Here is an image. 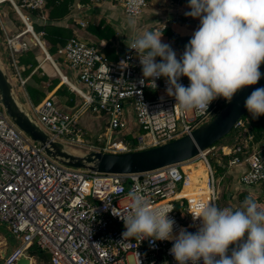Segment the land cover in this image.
<instances>
[{
  "label": "built area",
  "instance_id": "obj_1",
  "mask_svg": "<svg viewBox=\"0 0 264 264\" xmlns=\"http://www.w3.org/2000/svg\"><path fill=\"white\" fill-rule=\"evenodd\" d=\"M86 1L120 5L129 18L140 16L148 7V0H139L138 14L133 17L130 0ZM7 2L25 24L17 35L5 37L15 75L23 86L16 55L30 44L19 39L29 34L30 43L40 45L37 36L42 33L36 36L28 25L29 18L21 13L44 15L47 0H0V4ZM79 25L86 26L83 22ZM165 29L166 25H161L151 31ZM128 46L114 60L107 59L101 47L76 37L57 49V56L76 73L79 87H69L81 99L82 107L76 113H68L58 109L51 99L30 106L32 118L53 141L82 145L85 132L78 119L81 113L89 111L106 118L107 132L103 145L90 146V150L126 153L150 149L190 135L226 102L223 98L214 100L203 114L175 107L177 101L166 93V78L157 79L156 88L147 81L140 83L142 67L137 53ZM156 60L159 62L160 58ZM261 68L264 71V64ZM180 82L189 85L188 80ZM234 128L237 143L227 151V164L231 167L245 162L240 183L257 185L264 193V144L250 151L247 121L240 120ZM242 134L248 141L240 142ZM113 136L119 141L113 142ZM214 150L210 147L193 159L146 173L100 174L73 169L48 158L11 122L0 104V224L17 242V247L0 264H16L32 250L47 252L50 264H176L170 254L173 241L151 243L148 239L123 238L125 227L117 215L129 210V193L136 191L154 208L173 209L168 215L176 222L174 235L181 228L196 232L200 221H194L192 214L197 204L217 205L215 172L205 158ZM198 163L205 169V193L183 196L185 167L196 168Z\"/></svg>",
  "mask_w": 264,
  "mask_h": 264
},
{
  "label": "clouds",
  "instance_id": "obj_2",
  "mask_svg": "<svg viewBox=\"0 0 264 264\" xmlns=\"http://www.w3.org/2000/svg\"><path fill=\"white\" fill-rule=\"evenodd\" d=\"M130 3L135 17L139 0ZM188 7L185 16L199 18L200 23L179 59L171 45L162 42L163 31L136 35L128 47L139 58L141 84L147 81L156 88V80L164 77L175 107L203 114L214 100L231 102L238 91L261 79L264 0H189ZM129 26L135 31V18L129 19ZM181 77L188 78V86ZM245 108L253 119L264 115V87L251 92ZM129 196V210L117 215L125 227L123 238L173 241L170 254L176 264H264V208L251 198L237 210L200 202L192 214L200 221L198 230L181 228L174 235L176 222L168 215L173 209L154 208L136 191Z\"/></svg>",
  "mask_w": 264,
  "mask_h": 264
},
{
  "label": "crops",
  "instance_id": "obj_3",
  "mask_svg": "<svg viewBox=\"0 0 264 264\" xmlns=\"http://www.w3.org/2000/svg\"><path fill=\"white\" fill-rule=\"evenodd\" d=\"M188 3L189 0H148V7L140 16L135 18V31L129 26L130 18L124 15L122 7L114 3L89 4L86 0H74L69 15L57 21H50L48 19L49 10L47 8H45L44 15L38 12L22 11L21 16L27 15L29 18L28 25L32 27L34 34L37 36L42 33L41 36H37L41 43L40 45L31 44L29 34L19 39V41H26L30 44L27 50L21 51L16 55L17 71L25 82L23 86H20L15 75L11 57L5 45V37L6 35H17L25 29V24L8 2L2 3L0 4V63H2L9 75L14 89L17 87L15 92L18 98L22 97V101L19 100L28 110H30V106H35L45 99H51L58 109L68 113H76L82 107V101L78 95L70 90L69 86L79 87L77 76L57 56L56 52L58 48L63 47L72 37H76L87 44L99 46L101 49L109 47L112 49L111 55L114 60L126 50L136 35L142 34L145 31H151L153 28L161 25H166V29L163 31L162 42L170 44L176 52L177 57L181 56L185 45L200 23L199 18L185 16V12L190 11ZM80 22L85 23L86 26L81 27L79 25ZM99 26H107L111 29L113 37L109 41L101 39L90 30V27L97 28ZM55 27H57L59 32H63L62 34L67 36V38L64 40V45L57 44L55 50L51 51L52 45L47 41L46 36H51ZM101 51L104 54L103 50ZM261 73V79L264 81V71L262 70ZM181 79L188 80L187 77H181ZM29 89L33 90V94L30 95ZM41 94L44 97L38 103H35L34 99L40 97ZM84 112L80 114L78 119L80 127L87 132H92V130L97 132L94 127H91L90 130L81 125L80 121ZM93 116L101 120L100 116ZM249 120H253L251 115H249ZM249 130L251 133V127H249ZM97 133L100 135V139L98 140L104 143L106 138L102 137L101 133ZM236 140L237 133L219 143L211 154L215 171L219 175L217 205L220 208L227 207L237 210L242 208L246 198H251L257 203L258 207L264 208L263 190L257 185L244 186L239 181L240 175L246 169V163L241 162L231 167L227 164V160L229 159L227 151L236 145ZM243 141L248 140L242 134L240 142ZM101 142L93 146L101 147L98 146ZM262 144H264V134L263 138L254 145L249 141L250 151L257 149ZM85 145L86 147L92 146L89 140ZM201 184V179L194 185L185 184V189L182 190L183 193L181 195H203L205 191L201 187ZM0 232V236L4 239L0 243L2 247L0 249V262H2V259L17 247V242L2 224H0ZM7 244H9L8 247ZM232 247L230 246V250ZM28 253L25 257L28 259L29 264H35V259L29 256Z\"/></svg>",
  "mask_w": 264,
  "mask_h": 264
},
{
  "label": "water",
  "instance_id": "obj_4",
  "mask_svg": "<svg viewBox=\"0 0 264 264\" xmlns=\"http://www.w3.org/2000/svg\"><path fill=\"white\" fill-rule=\"evenodd\" d=\"M256 88L258 83L241 89L208 122L200 125L190 135L173 142L126 153H103L89 149L80 155L69 150L68 144L53 141L40 128L27 107L19 100L9 75L0 63V104L11 122L51 160L65 167L100 174L146 173L197 157L225 138L248 112L245 100ZM160 256L161 252L159 258ZM16 264H29V261L23 256Z\"/></svg>",
  "mask_w": 264,
  "mask_h": 264
},
{
  "label": "trees",
  "instance_id": "obj_5",
  "mask_svg": "<svg viewBox=\"0 0 264 264\" xmlns=\"http://www.w3.org/2000/svg\"><path fill=\"white\" fill-rule=\"evenodd\" d=\"M74 4V0H47L46 3V8L49 10L48 11V19L50 21H57L60 19H63L65 17H67L70 13V10L72 8ZM25 28V26H24ZM40 29V27H39ZM24 30V29H23ZM90 30L95 33L96 35H98L101 39H105L107 41H109L112 37H113V33L111 31V29L107 26L104 27H97V28H91ZM63 33V32H62ZM61 32H59V30H57V27L54 28V32H52L51 36H46L47 41L52 45V48L50 49L51 51L55 50V47L58 45H64V40L67 38V36H64ZM57 49V48H56ZM103 52L106 55V57L109 60H113V56L111 55L112 49H110L109 47H103ZM262 66V64H261ZM260 66V71H262V68ZM260 87H264V81L262 79L259 80L258 82V88ZM30 95L33 94V90L29 89ZM44 97L43 94L40 95V97H38L37 99H34L35 103H38L42 98ZM225 106V102H223L221 104V106L219 107V109H221L222 107ZM218 109V110H219ZM249 113L247 112L242 118V121H247V124L249 127H251V144L254 145L256 143H258L262 138H263V134H264V115L260 116L259 118L253 119V120H249ZM236 129L233 128L230 133L225 136V138L221 139L219 142H217L216 144H214L211 147H216L220 142H222L223 140L232 137L235 133H236ZM249 149L251 148L250 146L248 147ZM213 161V160H212ZM196 168L198 169V180L202 179V174H201V170L204 172V166L202 163H199ZM205 174V173H204ZM41 254V253H40Z\"/></svg>",
  "mask_w": 264,
  "mask_h": 264
},
{
  "label": "rangeland",
  "instance_id": "obj_6",
  "mask_svg": "<svg viewBox=\"0 0 264 264\" xmlns=\"http://www.w3.org/2000/svg\"><path fill=\"white\" fill-rule=\"evenodd\" d=\"M15 89L17 90V87H15ZM19 99L22 101V97L21 96L19 97ZM221 109H219L214 114V116ZM93 115L94 114L90 113L89 111H85L84 114H83V117L81 118V121H80L81 125L85 126V128H88L90 130H91V127H94L95 130H97V132L101 133L102 137L106 138L107 132H106V129L104 127V124L106 122V118L100 116L101 120H99L98 118H94L95 116H93ZM33 119H34V121H36L35 117H33ZM84 132H85V134H84V137L82 138V145H67L69 150H71L74 153H77V154L81 155V154H85L90 149V147H86V145H85V143H87L88 140H89V142H90V144L92 146L93 145H97L98 143L101 142V141L98 140V139H100V137H99L100 135L97 132H95L94 130H92V132H87V131L84 130ZM116 141H119V140H117L113 136V142H116ZM222 142H220V143H222ZM102 144L103 143L101 142V144H99L98 146H102ZM211 156H212L211 154H208V155L205 156V158L210 162L213 170L215 171V167H214V164L212 163L213 161H212V157ZM191 168L192 167H185V172L189 171ZM201 174H202L201 181L203 182V180L205 179L206 175L204 174V172L202 170H201ZM218 178H219V175L215 171L216 188H217V185H218ZM0 234H1V232H0ZM5 235L7 236V234H5ZM2 241H4V239L0 236V243ZM8 246H9V244H7V247ZM15 246H16V243H15ZM1 248L2 247L0 246V249ZM13 248H14V245H13ZM28 255L32 256L35 259V264H48V262L50 261L49 260V254L47 252H40V251H37V250H32L31 252L28 253Z\"/></svg>",
  "mask_w": 264,
  "mask_h": 264
},
{
  "label": "bare ground",
  "instance_id": "obj_7",
  "mask_svg": "<svg viewBox=\"0 0 264 264\" xmlns=\"http://www.w3.org/2000/svg\"><path fill=\"white\" fill-rule=\"evenodd\" d=\"M186 167H192V168L186 172L187 181L185 184H191V185L196 184L198 181V175H199L198 169L194 168L193 166H186ZM201 187L203 188L202 184H201Z\"/></svg>",
  "mask_w": 264,
  "mask_h": 264
}]
</instances>
